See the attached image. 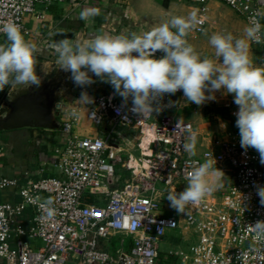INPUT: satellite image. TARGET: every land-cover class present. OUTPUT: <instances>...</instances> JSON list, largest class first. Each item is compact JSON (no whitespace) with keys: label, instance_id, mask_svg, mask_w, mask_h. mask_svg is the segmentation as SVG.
I'll return each instance as SVG.
<instances>
[{"label":"built area","instance_id":"2783aa9c","mask_svg":"<svg viewBox=\"0 0 264 264\" xmlns=\"http://www.w3.org/2000/svg\"><path fill=\"white\" fill-rule=\"evenodd\" d=\"M51 1L0 0V26L14 22L27 36L26 18ZM191 1L202 24L189 33L188 42L205 32L211 1L230 8L246 26L254 15L264 25V16L259 15L264 13V0ZM4 38L0 34V43ZM251 45L264 48V44ZM162 55L155 53L156 58ZM253 64L264 67V55ZM7 88L0 91V101ZM181 93L165 95L163 110H174L176 106L169 101ZM131 107V99L124 105L122 98H96L87 119L95 126L105 122L108 129L104 137L95 138L74 133L77 112L70 110L59 128L62 144L52 152L57 176L22 186L0 176V192L18 188L19 198L17 202L0 201V264H162L159 243L170 231L197 237L187 252H169L168 257L178 259L179 264H264V244L255 241L247 227L264 221V205L257 195V187L264 186V165L254 149L241 148L238 128L225 131L211 141L210 148L193 157L200 163L214 157L216 167L225 174L220 180L222 187L178 213L166 199L167 192L179 193L186 187L191 165L183 145L193 132L197 143L200 134L189 122L157 115L151 124L149 151L142 153V162L133 167L130 160L122 162L114 143L115 129L143 128L150 116L144 118L130 111ZM223 107L235 122L238 106ZM118 167L131 172L122 184L116 179ZM48 199L55 209L51 218L47 207H42ZM115 235L130 241L125 247L121 239L120 248L112 253Z\"/></svg>","mask_w":264,"mask_h":264},{"label":"clouds","instance_id":"9594fccd","mask_svg":"<svg viewBox=\"0 0 264 264\" xmlns=\"http://www.w3.org/2000/svg\"><path fill=\"white\" fill-rule=\"evenodd\" d=\"M100 14L97 7L85 8L80 12V19L88 22ZM201 24L197 12H192L187 16L173 15L140 34H98L86 43L65 36L55 43L57 63L61 70L71 74L70 78L79 87L95 83L93 75L110 84L123 104L127 105L131 99L130 111L144 118L163 110L161 101L165 95L181 90L184 100L197 106L216 100V92L231 94L238 106L235 124L241 148L254 149L264 165V67L254 66L249 56L251 43L264 44V25L254 15L241 37L230 32L213 33L209 43L214 52L209 57L198 53L187 39ZM0 34L5 37L0 43V91L13 85L38 89L41 77L36 72L37 45L26 40L20 25L14 22L0 26ZM157 51L163 53L160 58L155 57ZM78 101L94 102L87 92H82ZM174 103L169 101V105ZM183 147L191 165L186 187L179 193L169 190L166 196L178 213H184L187 207L199 204L221 188L220 180L225 175L216 167L214 157L203 163L193 159L197 155L195 132ZM257 195L264 205V186L257 187ZM52 203L48 199L42 205L47 207L49 218L55 215ZM247 227L255 241L264 244V221Z\"/></svg>","mask_w":264,"mask_h":264},{"label":"crops","instance_id":"0c3cea01","mask_svg":"<svg viewBox=\"0 0 264 264\" xmlns=\"http://www.w3.org/2000/svg\"><path fill=\"white\" fill-rule=\"evenodd\" d=\"M90 7L99 8L101 14L88 22L81 20L80 12ZM192 12L195 11L194 4L191 0H52L49 6H38L36 14L26 18V26L29 30V34L25 36V39L37 45L35 58L36 72L37 75H39L48 72L53 63L59 66L57 63L55 43L65 36L77 42L86 43L98 34H109L113 36L119 34L128 35L132 32L140 34L159 26L173 15L187 16ZM231 18L235 20L237 24L241 25V33L243 35V29L246 26L245 22L240 20V18H238L227 6L211 1L208 4V25L205 32L207 34L209 32L212 35V29L215 30L219 25L221 29L217 30L216 33H232V25H229ZM213 22L216 25H209ZM222 24L225 28L221 26ZM205 32L203 33L204 37L206 36ZM198 37L189 40V43L193 45L196 51L198 49ZM4 41L5 38L2 42ZM262 55H264V48L250 44L249 56L253 63L258 61ZM90 75L92 74L90 73ZM70 76L71 74L69 73V78ZM92 78L95 83L83 88L75 85L70 78L71 82L69 83L68 89L62 95L59 103L58 113L60 124L66 121L70 110L74 109L77 112L74 133L80 137H104L108 129V126H106L103 130H98L97 127L102 128L104 122L100 126H94L87 119V112L93 103L85 104L78 101L82 92H87L94 101L99 96L121 98L115 93L110 84L102 82L94 75ZM228 95L229 96L224 95L223 97H217L216 100L211 101V105L223 110L227 116V120L224 115H217L218 118H220L218 125H216V122L207 123L205 130L198 131L196 129L200 134V138L196 144V156L202 154L207 148H210L211 141L219 138L225 131L237 128L235 122L230 117L229 110L223 107L225 104H231L232 107L237 106L234 103L233 95ZM172 100L173 102L177 100L179 102L174 103L176 108L171 110L173 113L170 116L180 121L191 123L190 120L184 119L185 115L181 114L179 110L181 109L183 93L174 96ZM157 113L159 112H155V114ZM155 114L152 113V116H150V119L147 121L149 125L146 124L140 133L142 141L138 151H145V154L146 150L149 151L147 147L153 140V126L151 125L153 122L151 120H154V122L156 121L158 114L156 116ZM7 133H9V135L11 134L7 146L11 154H8L7 158L0 157L1 177L14 179L17 181L18 186H22L28 181H35L41 177L58 175L57 169L54 168L52 153L48 151V146L46 142L43 141L41 137L42 134H39L38 130L23 129ZM47 134L49 136L51 135L49 132H47ZM117 134L116 132L114 143L116 138L118 139ZM44 137L45 136H43V138ZM51 137L56 146L62 144L64 137L61 132H59L56 138L54 135H51ZM145 137H147V143L146 146H143V139H145ZM29 162L35 163V165L32 164L28 167L27 164H29ZM135 162L139 163L136 160H130V165L134 167ZM17 192L18 188H9L0 192V201H19ZM96 201H98L97 203H101L100 199ZM160 260L162 259L160 258Z\"/></svg>","mask_w":264,"mask_h":264},{"label":"rangeland","instance_id":"374dc122","mask_svg":"<svg viewBox=\"0 0 264 264\" xmlns=\"http://www.w3.org/2000/svg\"><path fill=\"white\" fill-rule=\"evenodd\" d=\"M235 15L238 18H240V20H243V18L240 17L239 15H237L236 13H235ZM211 24H212V26L216 25L214 22L210 23L209 25H211ZM229 25H232L231 29L233 30L232 34L234 36H236V37L243 36L241 33L242 32L241 25L237 24V22L235 20H232V18H231ZM221 26L225 28V26L223 24ZM219 29H221V27H219V25H218L215 30L212 29V34L216 33V31ZM210 36H211V34L208 32V34L205 37H204V34H201L198 37L199 39H197V41H198L197 42V46H198L197 52L200 53L202 56L207 55V56L211 57L213 55L214 49L212 48V46L209 43ZM215 95H216V98L217 97L219 98V97H223L225 94H223V91H220V92H216ZM226 96H229V95H226ZM178 102L179 101L177 100L175 103H178ZM179 110H180L181 114L185 115L184 119L190 120L191 123L193 124V126L195 127V129H197L198 131L205 130L207 123L209 124V123L216 122V125H218L220 118H218L217 115H224L225 119L227 120V116L225 115V113L219 112V110H221V109L219 107H215L214 105H211V101H208L201 106H197L194 103H187L183 97V100L181 103V109H179ZM172 113H173L172 111L162 110L157 114H158V116H170V115H172ZM154 114H155V112H154ZM157 114H155V116ZM151 121L153 123H155L154 120H151ZM146 124L149 125V122H146ZM106 126H107V123L104 122L102 128L97 127V129L103 130L104 127H106ZM141 130H142V128H136V129L129 128L128 129V128L117 127L115 129V134H116V132L118 133L117 134L118 139L116 138L115 145L118 148V150L120 152L121 159L124 163H127L129 160H132V161L136 160L139 163L142 162V160H143L142 152L144 153L145 151H142V152L138 151L139 145L142 141V136L140 134ZM38 132H39V134H42V136L41 135L40 136L42 137L43 141L46 142V145L48 146V148H47L48 151L52 153L56 145L52 141L51 135H54V137L56 138L59 134V130H56L53 132H49V131H45V132L44 131L43 132L38 131ZM47 132H49L51 135L49 136L47 134ZM39 134H38V136H39ZM10 136H11V134L9 135V133H7V132H0V149H1L0 157L1 158H3V157L7 158L8 154L9 155L11 154L9 152L8 147H7L8 142L10 141ZM43 136H45V137L43 138ZM146 140H147V137H145V139H143V146H146V143H147ZM144 143H145V145H144ZM146 153H147V151H146ZM32 164L35 165V163L29 162V164H27V166L30 167ZM130 176H131L130 171L128 172L126 169L118 168L116 179H117L119 184H122L123 181L125 179H128ZM46 177H49V176H46ZM111 239H112L111 240L112 248H111L110 252H112V253L114 251H117L120 248L121 239H124L125 247H127V244L130 241L127 237H124L123 235H115ZM196 242H197V237H196V235H193L192 233H189V234L184 236L179 231L167 232L159 243V251L161 253L160 258L162 259L161 260L162 264H179L178 259H175L174 257H168L169 252H178V251L187 252L192 245L196 244ZM31 243L35 244V246L41 245L40 242L31 241Z\"/></svg>","mask_w":264,"mask_h":264},{"label":"water","instance_id":"95a60500","mask_svg":"<svg viewBox=\"0 0 264 264\" xmlns=\"http://www.w3.org/2000/svg\"><path fill=\"white\" fill-rule=\"evenodd\" d=\"M41 86L13 85L0 101V132L23 129L53 132L59 130V103L68 89L69 73L55 63L39 74Z\"/></svg>","mask_w":264,"mask_h":264},{"label":"trees","instance_id":"16d2710c","mask_svg":"<svg viewBox=\"0 0 264 264\" xmlns=\"http://www.w3.org/2000/svg\"><path fill=\"white\" fill-rule=\"evenodd\" d=\"M219 112H221V113H222V112H223V110H219ZM38 131H41V130H38ZM41 132H43V131H41Z\"/></svg>","mask_w":264,"mask_h":264}]
</instances>
